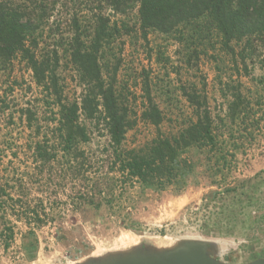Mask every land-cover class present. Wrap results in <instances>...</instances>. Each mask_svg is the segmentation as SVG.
<instances>
[{
	"label": "trees",
	"instance_id": "trees-1",
	"mask_svg": "<svg viewBox=\"0 0 264 264\" xmlns=\"http://www.w3.org/2000/svg\"><path fill=\"white\" fill-rule=\"evenodd\" d=\"M134 11L144 38L154 32L187 45L186 66H197L201 57L231 65L240 80L227 85L225 114L214 115L207 96L189 83L180 94L191 116L181 127H163L160 88L147 71L136 87L137 110L129 85L119 79L123 59L118 47L128 25L115 19ZM16 62L31 71L53 115V127L42 135L38 129V142L32 143L36 163L56 166L78 188L75 205L97 210L105 201L112 203L116 189L135 185L182 192L203 164L226 185L241 136L254 139L264 127V75L256 91H247L241 81L256 69L264 73V0H0V73L13 71ZM63 65L71 69L73 95ZM21 114L34 130L36 112L27 108ZM141 123L152 126L153 137L129 148L128 134ZM97 138L106 143L93 152L88 148ZM226 193L215 195L225 200ZM8 194L0 185V212L14 215L17 205L9 203L15 200ZM206 199L213 201V196ZM22 207L23 215L14 216L25 220L27 235L34 237L46 213L31 211L27 203ZM2 236L8 251L14 227H4Z\"/></svg>",
	"mask_w": 264,
	"mask_h": 264
},
{
	"label": "rangeland",
	"instance_id": "rangeland-1",
	"mask_svg": "<svg viewBox=\"0 0 264 264\" xmlns=\"http://www.w3.org/2000/svg\"><path fill=\"white\" fill-rule=\"evenodd\" d=\"M115 19L128 25L118 47L123 59L119 79L129 85L137 110L141 99L136 87L147 71L160 88L158 103L166 115L163 127H181L191 116L192 110L180 94V87L189 83L197 85L198 94L207 96L214 115L225 114L224 96L240 80L229 63L201 57L197 66H186L187 45L179 44L174 36L148 32L144 38L136 11L128 18ZM70 70L63 65L62 75L68 78V93L73 95ZM263 75L256 69L241 81L247 91H256ZM27 108L37 114L32 131L22 120L21 113ZM52 118L25 64L16 62L13 71L0 73V185L15 200L9 203L20 206L14 215H23L25 203L31 211L46 213L44 224L29 237L25 220L11 210L7 215L0 212V264H88L133 251L165 252L186 243L206 245L211 258L221 264H252L264 259V127L254 139L241 136L242 146L226 185L220 176L208 174L203 164L182 192L135 185L116 189L112 203L105 201L96 210L74 204L79 202L75 197L78 188L64 180L56 166L36 163L32 143L38 142V129L42 135L53 127ZM137 127L128 134L129 148L142 147L153 137L152 126L141 123ZM105 143L106 139L97 138L88 149L96 152ZM23 178L28 181L25 185ZM227 189L225 200L215 195ZM208 195L213 201L206 199ZM4 227H14L15 232L8 251L1 245Z\"/></svg>",
	"mask_w": 264,
	"mask_h": 264
},
{
	"label": "water",
	"instance_id": "water-1",
	"mask_svg": "<svg viewBox=\"0 0 264 264\" xmlns=\"http://www.w3.org/2000/svg\"><path fill=\"white\" fill-rule=\"evenodd\" d=\"M88 264H221L211 258L208 248L200 243H186L173 250L156 253L133 251ZM252 264H264V259Z\"/></svg>",
	"mask_w": 264,
	"mask_h": 264
}]
</instances>
